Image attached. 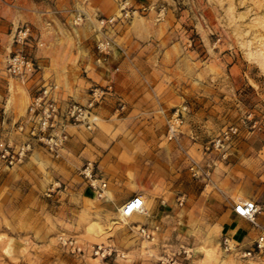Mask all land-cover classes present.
I'll use <instances>...</instances> for the list:
<instances>
[{"label": "rangeland", "instance_id": "374dc122", "mask_svg": "<svg viewBox=\"0 0 264 264\" xmlns=\"http://www.w3.org/2000/svg\"><path fill=\"white\" fill-rule=\"evenodd\" d=\"M110 16L116 21L100 27L98 20ZM24 26L29 27L26 43L33 41V46L15 42ZM103 37L113 43L104 59L96 48ZM50 39H77V52L85 56L88 46L99 67L108 62L117 70L115 62L126 58L138 69L133 78L156 91L144 100L143 110L137 107L129 113L128 101L119 96L113 121L95 117L93 132L98 128L106 134L110 140L104 143L110 146L105 149L111 147L107 164L106 159L100 166L98 160H86L97 172L96 185L115 179L118 194L134 189L129 186L134 173L129 168L121 171V166L133 165L182 133L188 101L196 99L198 90L205 91L207 110L214 117L208 140L229 125L238 127L232 144L264 137V0H0L1 75L16 79L6 71L8 57L18 51L28 56L24 46L41 50ZM51 81L62 88L59 79ZM112 90L111 85L108 93ZM170 90L176 101H166ZM120 101L125 108L116 111ZM169 125L176 129L170 139ZM32 152L14 167L0 162V264H141L155 263L164 255H176L189 264L187 253L154 249L152 254L145 238L142 244L133 237L125 242L119 233L135 231L144 215L117 211L108 217L103 198L87 178L78 173L57 183L50 171L54 166ZM145 207L149 209L147 203ZM223 237L214 249L204 250L203 264H264V249L258 251L255 241L248 248L231 243L228 250ZM109 238L120 245L109 244ZM61 239L72 240L80 250ZM248 250L250 255H243Z\"/></svg>", "mask_w": 264, "mask_h": 264}, {"label": "crops", "instance_id": "0c3cea01", "mask_svg": "<svg viewBox=\"0 0 264 264\" xmlns=\"http://www.w3.org/2000/svg\"><path fill=\"white\" fill-rule=\"evenodd\" d=\"M34 43L29 41L25 44L33 46ZM78 44L77 39H50L41 50L24 46L28 56L35 58L40 70L25 81L0 74V128L10 129L14 121L24 116L30 97L43 81L52 79L61 82L60 97L80 103L86 101L90 85L110 83L112 92L95 108V117L102 121L112 120V111L119 96L128 101L127 111L131 113L137 107L138 111L139 108L143 110L141 105L144 100L150 94L156 95L154 88L147 89L141 80L133 78L138 69H133L126 58L115 62L117 70H112L108 62L99 67L88 46L85 56L77 52ZM8 46L11 47V42ZM140 54L143 53L140 51ZM46 74L49 78H45ZM173 92L167 91L164 96L166 101L170 98L176 101ZM204 92L198 90L194 95L196 99L188 101L182 133L165 147H154V152L141 155L133 165L121 166V171L129 168L134 173L129 185L134 189L118 194L116 180L107 179L106 189L100 196L103 198L104 213L109 217L127 199L141 194L149 209L140 225L149 229L157 226L158 229L155 237L144 240L149 246L148 251L151 250L152 254L154 249L157 253L186 252L190 256L189 264H203L204 250L214 249L222 236L232 244L248 248L260 235H264V158L261 157L264 137L257 138L255 135L251 139L237 140L232 144L228 157L220 158L209 145L212 140H208L210 128L215 123L210 115L212 111L207 110L209 102ZM94 122L92 130L80 125L69 126L68 137L58 156L40 148L33 150L32 156L42 157L54 166V171H50L55 182L74 179L81 173L78 170L86 160H98V166L103 159L108 163L107 155L110 157L111 147L106 150L108 143L104 141L110 139L98 128L93 132L96 119ZM193 163L199 168V176L193 175ZM244 199L254 200L260 208L256 224L233 212V204ZM119 236L125 242H129L131 237L139 244L143 242L134 230L121 231ZM109 242L116 244L112 238ZM118 245L120 242L116 247Z\"/></svg>", "mask_w": 264, "mask_h": 264}, {"label": "built area", "instance_id": "2783aa9c", "mask_svg": "<svg viewBox=\"0 0 264 264\" xmlns=\"http://www.w3.org/2000/svg\"><path fill=\"white\" fill-rule=\"evenodd\" d=\"M77 18H80L78 16ZM116 21V17H102L98 20L100 27L112 25ZM29 38V27L19 28L15 42L23 44ZM113 43L103 37L96 42L97 51L103 55L109 54ZM100 58H98V61ZM6 71L9 75L25 81L35 76L39 71L38 64L30 57L21 53V51L12 53L6 64ZM111 90V84L108 83L104 87L90 86L88 88L87 98L84 103L76 102L70 98L60 97V86L55 81H43L38 90L30 97V101L26 108V113L21 118L11 124L10 129L0 132V162L7 167H14L22 163L33 151L34 147L40 146L54 156H58L67 137L68 127L72 125H80L88 130H92L95 126V108L104 98V95ZM125 103L120 101L116 111H122ZM175 128L169 125L168 138L174 136ZM238 134L236 125H229L221 130L212 140L211 149L218 152L220 158L225 159L228 156L233 139ZM194 168V169H193ZM193 175L199 176V168L196 163L192 165ZM84 178L89 180V185L97 192L98 196L102 195L105 182L101 181L96 185L97 172L93 171V165L87 161L81 170ZM182 199L179 200V203ZM258 204L252 199L238 200L233 204V212L252 224H256L255 218L259 213ZM124 216L132 213L147 215L148 210L145 207V199L141 194H136L127 199L118 210ZM135 231L142 238L151 240L157 226L149 229L145 225H136ZM62 244H68L72 249L80 250L72 240L61 239ZM223 246L225 249H232V245L228 239L223 238ZM255 248L260 251L264 249V235H260L255 241ZM100 247L95 250L98 253ZM250 250L244 252L243 255H250ZM186 253V252H185ZM141 264H183L181 258L176 255H164L159 257L155 263Z\"/></svg>", "mask_w": 264, "mask_h": 264}]
</instances>
